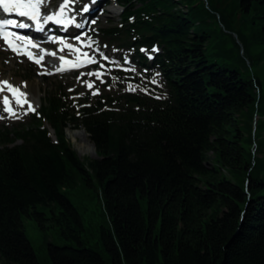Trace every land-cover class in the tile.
I'll return each instance as SVG.
<instances>
[{
  "label": "trees",
  "instance_id": "obj_1",
  "mask_svg": "<svg viewBox=\"0 0 264 264\" xmlns=\"http://www.w3.org/2000/svg\"><path fill=\"white\" fill-rule=\"evenodd\" d=\"M117 2L100 38L159 48L161 91L112 109L47 94L25 125L0 128V264H40L23 217L79 245L49 243L51 264H264V0ZM70 128L96 159L78 157ZM78 187L97 194L107 260L84 246Z\"/></svg>",
  "mask_w": 264,
  "mask_h": 264
},
{
  "label": "rangeland",
  "instance_id": "obj_2",
  "mask_svg": "<svg viewBox=\"0 0 264 264\" xmlns=\"http://www.w3.org/2000/svg\"><path fill=\"white\" fill-rule=\"evenodd\" d=\"M106 1H109L106 6L102 3L98 7L99 14H102L100 15V20L96 24L91 20L90 27L81 35L83 38L82 42H84L85 45L91 44V47H80L78 44L75 46L80 48L82 52H87L90 57L97 61L92 68L68 74H58L55 72V69L50 72L44 65L43 67L36 66L17 54H10L4 49L0 42V81H7L26 93L27 100L35 108V112L40 110L47 94H57L58 96L71 99L77 104L86 102L94 103L99 100L100 103L103 104L104 101H106L109 109L119 106V96L125 93L138 92L152 96L159 94L161 91V80L154 68L149 67L147 69L142 65H138L135 61L133 62L130 58L131 52L125 49H119L117 44L100 41L99 32L110 26H115L119 22L121 13V9L116 4L115 0ZM58 2L59 0H51L46 9L50 10L51 6L56 5ZM88 2L89 0H75L73 4L78 5V15H80V12H82ZM108 8H113V16H108L106 13ZM47 50L56 52V54L58 53L56 46ZM140 51L143 53L142 50ZM67 53V58H75L74 54L70 55L68 51ZM146 54L148 55L147 52H144L143 56L149 59V56H146ZM151 54H154L153 51ZM103 57H107V59ZM101 65H103V67H101ZM260 69L261 68H258V72H260ZM44 71L52 74H47V76L38 75V73ZM97 71L101 73L100 79H97L94 75H86L88 72ZM117 71L121 73L115 75ZM82 73L85 75H82ZM77 77H79V80ZM84 81L91 82L94 87L88 89ZM24 85H26V87ZM129 85L135 90H127ZM96 90L99 91V94L92 95V92ZM5 95L10 97L9 92L3 91L0 93V98ZM114 102H116V104H113ZM12 106L19 118L9 117L8 114L3 111V105L0 103V116L4 117L0 119V128L12 130L25 125L28 122L29 115L34 113L29 111L27 115L23 114L28 108L27 104H25L23 108H20L15 104V101H12ZM66 138L81 160L96 159L95 149L83 129H67ZM209 157L212 158L211 155H209ZM67 196L78 209L82 217L84 231L81 233V236L84 246L101 252L104 259L107 260V254L99 241L98 231L99 226L106 225L107 221L102 214L96 192L93 188L78 187L76 190L68 192ZM142 208L144 211L146 210V203L144 201H142ZM51 209V207H38V210L46 213L48 217L51 216ZM22 220L25 234L40 264H51L46 250L49 243L59 247L66 245L79 247L74 241L64 240L60 236L57 227L41 230L33 220L26 217H23Z\"/></svg>",
  "mask_w": 264,
  "mask_h": 264
},
{
  "label": "snow or ice",
  "instance_id": "obj_3",
  "mask_svg": "<svg viewBox=\"0 0 264 264\" xmlns=\"http://www.w3.org/2000/svg\"><path fill=\"white\" fill-rule=\"evenodd\" d=\"M51 0H0V10L6 14H15L16 16L23 18L20 21L14 19H4L0 18V39L8 46V48L16 53L17 55H24L28 60L34 62L38 66L43 67V60L46 55H51L56 58V52H48L47 50L40 48V45L35 43L32 39L20 35L15 31H11L13 28L19 29H29L33 28L37 32L44 31V25L49 23H54L56 25L62 26L65 30L67 27L74 22V18L68 17V12L71 10L69 5L75 3V0H59L57 7L50 13H45L43 9L50 4ZM88 9L85 8L84 11ZM31 21V24L24 21ZM94 23V21H93ZM76 27H83V25L77 24ZM77 41H80L81 37L76 36L74 38ZM49 42L57 43L62 45L57 49L58 52H64L67 50L70 55H75V60L67 59L65 56H59L60 65L55 68V72H64L80 67H84L88 64L97 63V61L90 57L87 52H82L80 48L75 47L72 43H66L62 38H48ZM91 47V44L85 45ZM38 49L40 52L39 57H37L30 49ZM142 51H144L142 49ZM156 51V49H153ZM107 59V57H103ZM103 67V65H101ZM52 74L46 71L38 73V75H47ZM82 75H85L82 73ZM88 76H96L97 79H100V72H88ZM79 80V77H77ZM103 82V81H101ZM155 82V81H153ZM84 84L88 89H92L94 85L91 82L84 81ZM26 87V85H24ZM129 91H134L135 89L129 85ZM7 91L11 95V99L8 95L0 98V103L3 105V111L8 114L11 118H19L17 112L12 107V101H15V104L23 108L25 104L28 105L27 110L23 113L27 115L29 111L35 112V108L27 100V94L22 92L21 89L17 86L11 85L7 81H0V92ZM71 91V89H70ZM99 91H93L92 95H98ZM4 117L0 116V119Z\"/></svg>",
  "mask_w": 264,
  "mask_h": 264
},
{
  "label": "bare ground",
  "instance_id": "obj_4",
  "mask_svg": "<svg viewBox=\"0 0 264 264\" xmlns=\"http://www.w3.org/2000/svg\"><path fill=\"white\" fill-rule=\"evenodd\" d=\"M103 1H105V0H89V2L83 8L82 13L80 14L79 18L76 20V23L74 26L75 27L74 32L69 34L68 39L65 40L66 43H72L73 45L78 44L80 47H85V43L82 42L81 39H80V41H77L74 38L76 36L81 37V34L87 28L90 27V21L91 20H93L95 24L100 20V15H102V14L101 13L99 14V8L98 7H99L100 3ZM85 8H87L88 10L84 11ZM106 13L108 14V16H113L114 15L113 8H108ZM77 24L83 25V27H76ZM59 47H62V45L57 44V49ZM48 52H50V51H48ZM35 55L37 57H39L40 52L39 51L35 52ZM63 55H68V53L66 51L58 52V54H56V58H54L51 55H46L42 64L44 66H46L50 72H52L55 69V66L58 67L60 65V61H59L58 57L63 56ZM10 97H11V95H10Z\"/></svg>",
  "mask_w": 264,
  "mask_h": 264
}]
</instances>
